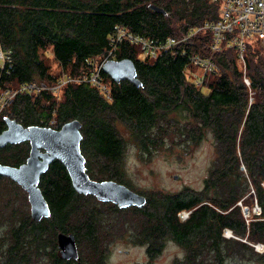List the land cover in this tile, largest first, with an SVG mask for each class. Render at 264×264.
<instances>
[{"label":"trees","instance_id":"16d2710c","mask_svg":"<svg viewBox=\"0 0 264 264\" xmlns=\"http://www.w3.org/2000/svg\"><path fill=\"white\" fill-rule=\"evenodd\" d=\"M217 18L216 6L208 0H0V45L11 53L1 86L45 87L17 95L0 117V133L7 128V117L25 127L52 128L78 119L90 177L130 188L119 124L146 153L168 142L189 150L210 134L215 157L202 190H153L145 194L144 206L123 209L78 193L66 167L55 160L41 177L51 210L41 220L32 218L22 187L0 175V264H106L107 230L114 227L110 216L123 214L132 220L125 223L131 225L132 242L146 245L151 258L172 240L184 251L177 264H225L239 255L244 261L264 262V252L256 250L264 245V47L259 40L248 45L245 70L237 51L223 46L213 57L215 72L202 87L188 74L199 75L193 56L210 55V32L156 58L124 40L116 60H132L141 85L117 81L106 63L101 75L110 98L93 84L78 81L110 49L119 28L165 39ZM63 73L75 81L55 93L51 88ZM29 152L28 141L9 144L0 148V163L19 166ZM240 202L248 208L256 203L260 213L245 216ZM183 211L189 212L185 220L179 216ZM226 229L238 238L225 237ZM60 233L75 236L79 260L62 257Z\"/></svg>","mask_w":264,"mask_h":264},{"label":"water","instance_id":"95a60500","mask_svg":"<svg viewBox=\"0 0 264 264\" xmlns=\"http://www.w3.org/2000/svg\"><path fill=\"white\" fill-rule=\"evenodd\" d=\"M150 8L165 12L163 8L155 5H151ZM105 68L117 81L127 79L141 85L136 76L135 63L130 59L109 61ZM4 120L7 128L0 133V148L28 141L30 152L27 160L19 166L0 163V175L14 180L28 194L33 219L41 220L51 215L40 182L42 175L49 170L55 160H59L66 167L74 189L80 194L92 195L100 202H111L122 209L142 207L146 204V196L123 183L114 180L98 181L90 177L87 172V160L81 148L82 123L78 119L63 124L59 130L39 125L25 127L9 117ZM242 168L245 169L244 166ZM244 214H249L248 207L244 209ZM57 240L63 258L80 259L79 248L73 234L60 233ZM262 247L264 245L260 244L256 249Z\"/></svg>","mask_w":264,"mask_h":264},{"label":"rangeland","instance_id":"374dc122","mask_svg":"<svg viewBox=\"0 0 264 264\" xmlns=\"http://www.w3.org/2000/svg\"><path fill=\"white\" fill-rule=\"evenodd\" d=\"M199 70V75L192 72H189L188 75L192 79L203 76L204 72L201 69ZM174 118L180 119L176 114ZM118 126L119 132L125 139L124 173L126 181L133 190L145 196L153 190L180 193L186 189L192 191L203 189L204 181L215 159L213 139L210 134L201 141L200 145L189 150L183 144L176 143L170 146L168 142L160 148H151V152L146 153L138 140L132 136V133L124 125L119 124ZM24 195L28 199L26 192ZM239 204L242 205L243 210L247 207L241 202ZM28 208L31 213L30 206ZM248 209L249 214L245 215L247 217L260 213V208L256 203ZM179 216L182 220H185L189 216V212L183 211ZM110 218H114V227L111 226L107 230L109 242L106 264H175L176 259L184 257L183 249L172 240H168L162 251L151 258L147 253L146 245L132 242L131 225L125 224L126 219L129 222L132 221L129 214L118 217L110 216ZM224 236L230 238L233 233L226 229ZM257 251L263 253L264 247ZM239 256L227 260L225 264H264V262L244 261Z\"/></svg>","mask_w":264,"mask_h":264},{"label":"built area","instance_id":"2783aa9c","mask_svg":"<svg viewBox=\"0 0 264 264\" xmlns=\"http://www.w3.org/2000/svg\"><path fill=\"white\" fill-rule=\"evenodd\" d=\"M190 1V0H187ZM216 6L218 18L207 20L189 29L181 37H167L165 39L146 38L131 33L123 28L117 29L110 38V49L103 57L95 58L93 70L89 75L78 79L86 81L98 87L108 98L110 89L102 81V68L111 60H116V52L120 43L128 40L139 45L145 54L156 58L161 51L172 49L182 42H187L199 33H212L211 52L209 56L195 55L192 58L193 64L199 67L204 75L193 78L197 86H204L209 77L215 72L216 64L213 59L214 54L223 46L233 48L237 51L239 59L246 69V51L248 45L259 40L264 47V0H208ZM11 61L10 51H6L0 45V79ZM75 81L71 76L63 73L56 86L52 87L55 93H59L61 88L68 82ZM249 84V80L246 79ZM45 87L37 83H25L18 87H2L0 82V117L3 111L21 92H39ZM55 119L52 120V123Z\"/></svg>","mask_w":264,"mask_h":264},{"label":"flooded vegetation","instance_id":"af4514ba","mask_svg":"<svg viewBox=\"0 0 264 264\" xmlns=\"http://www.w3.org/2000/svg\"><path fill=\"white\" fill-rule=\"evenodd\" d=\"M53 128L56 129V130H59L61 127L58 128V126L55 125V127H53ZM81 130H82V128H81ZM29 144H30V143H29ZM178 262H179V259H176L175 264H177Z\"/></svg>","mask_w":264,"mask_h":264},{"label":"bare ground","instance_id":"6f19581e","mask_svg":"<svg viewBox=\"0 0 264 264\" xmlns=\"http://www.w3.org/2000/svg\"><path fill=\"white\" fill-rule=\"evenodd\" d=\"M211 45V44H210ZM50 126V125H49ZM93 172V171H92ZM99 173V172H98ZM93 174V173H92ZM106 174V173H105ZM101 176V175H100ZM101 178H103V177H101ZM93 179H94V177H93ZM109 179V178H108ZM111 179V178H110ZM100 180V179H99ZM139 193V192H138ZM83 196V195H82ZM80 197H81V195H80ZM87 198V197H86ZM95 200V199H94ZM93 202V201H92ZM97 202H99V201H97ZM101 205V204H100ZM104 205V204H103ZM107 206V205H106ZM109 206H110V204H109ZM105 207V206H104ZM118 207V206H117ZM114 208V207H113ZM108 212V211H107ZM119 212V211H118ZM117 212V213H118ZM126 221V220H125Z\"/></svg>","mask_w":264,"mask_h":264}]
</instances>
